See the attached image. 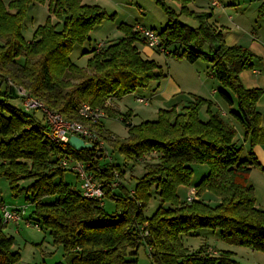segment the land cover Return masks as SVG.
Returning a JSON list of instances; mask_svg holds the SVG:
<instances>
[{"label":"trees","instance_id":"1","mask_svg":"<svg viewBox=\"0 0 264 264\" xmlns=\"http://www.w3.org/2000/svg\"><path fill=\"white\" fill-rule=\"evenodd\" d=\"M46 0H0V177L10 182L14 195L24 193L34 206V223L46 229L56 245L63 248L66 264H137L141 244L151 247V264H234L232 252L222 250L217 256L185 247L182 236L196 234L198 229L218 231L220 239L252 250L264 252V209L257 207L252 168L264 171L253 146L264 144V126L257 102L264 94L261 87H245L240 73L252 65L254 54L245 46L228 45L221 29L210 23L212 11L190 10L195 0H175L180 11L154 0L164 10L166 22L157 33L173 55L194 63L202 58L219 83V96L231 109V116L244 129L249 149L242 158V145L235 142V127L204 98L170 110L160 109L157 119L132 124L130 114H122L127 136L118 139L97 124L100 135L136 163L155 154L144 163V173L135 179L133 193L124 184L111 186L115 172L123 176L120 165L101 162L95 148L75 150L68 144L58 145L46 135L47 124L35 111L19 110L10 104L12 86H22L50 109L67 119L88 121L79 115L82 104L105 110L116 116V110L105 105L137 89H144L164 75L153 60L144 58L139 44H145L135 25L119 24L122 37L84 51L89 52L87 66L78 67L70 59L75 44L89 39V31L106 13L97 5L82 0H48L49 12L57 22L39 25L30 41L22 35L26 10L33 2ZM180 15L194 20L197 26L180 21ZM264 20V1L257 8ZM152 29V28H151ZM154 30V29H153ZM158 52V51H157ZM0 85V86H1ZM230 92V93H229ZM209 116L199 117L202 106ZM69 156L88 164V170L102 182L105 198L115 205L107 213L104 206L82 196L80 189L62 182L61 158ZM192 163L208 167L195 183V199L181 201L178 187L191 184ZM59 176L60 180L55 181ZM29 181L21 185L22 181ZM209 192L219 201L207 202ZM160 204L150 217L144 215L152 196ZM46 197H54L44 201ZM143 224L145 226H143ZM0 215V264H17L18 254L11 251L12 237L3 232ZM144 227L148 235L141 237ZM55 264H64L57 262Z\"/></svg>","mask_w":264,"mask_h":264},{"label":"rangeland","instance_id":"2","mask_svg":"<svg viewBox=\"0 0 264 264\" xmlns=\"http://www.w3.org/2000/svg\"><path fill=\"white\" fill-rule=\"evenodd\" d=\"M7 1L8 0H5V2ZM262 1L264 0H219V4L212 6L209 0V4L213 11V18L211 17V21H214L213 24L215 26L227 32L229 41V34H232L233 36L240 37L241 40L239 41V45L247 48H249L247 44L251 41L257 40V44H259V46L253 50L249 48L254 54L252 65L246 67L242 71L247 79L244 78V80L248 81L247 83L264 80V47L262 45L264 44V20L257 16V8ZM82 2L97 5L107 15L105 19L96 24L89 31V39L82 44H75L71 51V61L82 68L87 66L88 59L91 56L89 52L84 53V51H89V49L95 46L100 48L105 43L122 37L123 34L118 28L119 24L126 23L129 25H136L139 21L137 24L141 23L148 28L154 29L158 33L167 19L164 10L154 0H82ZM166 4L176 12L180 11V5H178L177 1L166 0ZM189 5L190 10L201 11L200 8L207 7L208 2L206 0H196L195 3L191 2ZM48 20L52 23L57 22V18L49 12L48 0L31 3L26 10L23 21L22 35L24 39L30 41L38 26L43 25ZM180 21L192 26H197L194 20L187 18L185 15H180ZM160 54L161 55H155L153 59L163 67V71H166L168 69L165 64V58L167 56L163 53ZM172 58L174 60L171 59L169 61L170 68L174 72V75L180 76L179 82L181 88L179 92L171 97L169 99L170 101L163 107L159 106L160 104L156 100H153L150 106H146L144 105L145 103L137 101L135 98L136 95L147 96L142 89H137L134 93L127 94L121 99H116L115 101L118 105L116 116H107L105 114L100 119L106 131L110 132L118 139H123L127 136L128 131L125 124L121 121L122 114L129 113L130 116L132 115L131 123L139 124L145 120L157 119L160 109L170 110L174 108L180 110L181 106L187 105L193 101L194 98L198 97L211 102L212 107H210V110L214 113L218 112L220 114L222 111L226 112L228 118L226 117L225 119L234 120L230 111L231 109H236L235 96L229 92L234 100V104L231 106L223 101L218 92L214 94V89H216L217 86L219 88L221 87L219 81L210 75L209 63L202 58L198 59L195 63H189L182 58H180L183 60L182 62H176L175 58ZM253 69L259 70L260 74H253ZM199 74H203L204 78H206L208 74V82H206V84L203 83V79L198 77ZM198 79L200 81H198ZM261 88L264 90L263 87ZM4 89L5 84H2L0 86V92L2 93ZM110 101L111 100H108L105 105L110 107L108 105ZM9 102L17 109L24 110L22 101L19 97L10 98ZM103 112L105 113V110H103ZM34 114L38 119H42L40 111H35ZM208 116L207 106L204 105L200 108L199 117L202 120H206ZM234 123L236 124L235 142L241 145L244 141V129L240 123L235 120ZM100 134L99 131V139L104 142L105 151L110 158H112V162L120 165L121 169L124 171L123 176H120L118 172V184H124L126 189L130 191L135 185V179L144 173V163L152 161L155 154L146 155L144 160L138 163L132 160H126L124 155L115 150L108 140ZM244 156L245 152L242 150L241 157L243 158ZM101 162H106V160L103 158ZM191 167L193 169L191 184L178 187V196L181 201H185L190 192H193V196L196 195L195 191H193L195 190L194 185L208 171V167L205 164L192 163ZM59 180L60 178L57 176L55 181L58 182ZM62 182L79 188V181L75 174L69 171L63 173ZM28 183L29 181L25 180L20 184L26 185ZM203 197L211 205H215L219 201L215 195L209 192L204 193ZM53 198L54 197H46L44 201H49ZM0 201H3L4 204L9 207H25V216L23 219L16 223L9 222L3 228V232L12 237L13 242L11 251L18 254L17 264L67 263V258L62 246L54 244L50 233L43 227L37 228L33 224H28L26 222L27 218L34 220L32 216L34 206L25 199L24 193L14 195L10 188V182L4 177H0ZM159 204L160 200L158 196L154 194L145 209L144 215L150 217ZM115 210L114 203L110 199L105 198L104 211L112 213ZM32 220L31 222L34 223ZM143 226L145 225L143 224ZM182 241L184 246L190 250H196L203 246L202 248H204L205 253L208 254L210 251L209 253L215 256L218 255L217 251L219 250L230 251L232 252L231 258L235 262L234 264H264V252L224 241L220 239L218 231H213L212 229H198L195 235L188 234L182 236ZM135 258L137 259V264H151L148 248L143 244L139 246Z\"/></svg>","mask_w":264,"mask_h":264},{"label":"built area","instance_id":"3","mask_svg":"<svg viewBox=\"0 0 264 264\" xmlns=\"http://www.w3.org/2000/svg\"><path fill=\"white\" fill-rule=\"evenodd\" d=\"M212 6L219 4V0H210ZM134 30L140 33L145 41V45L149 48L156 50L160 53H168V49L162 43L157 32L142 24H136ZM16 95L21 99L25 111H40L44 122L47 124V137L58 145L67 144L70 136H77L81 138L84 143L90 144V148H95L101 159L112 162V158L108 155L104 148V142L99 139V132L97 131V124L100 119L105 115L103 109L98 107H90L87 104H82L79 108V115L86 119L88 122L84 123L78 120L67 119L61 113L50 109L43 101L33 97L28 90L22 86H15L10 81ZM137 101L147 104V100L143 97H137ZM104 149V150H103ZM58 167L75 174L79 181V189L83 197L91 199L96 202L100 207L104 206L105 190L102 182L97 180L93 174L88 170V164L84 161L76 160L72 157L65 156L58 162ZM115 180L111 186L118 185V172L114 174ZM133 193V190L130 191ZM196 197L193 192H190L186 197L187 202H191ZM0 215L2 224L6 226L9 222H18L25 216V207H9L0 201ZM28 224H33L39 228L37 223H32L28 218ZM147 230L142 228L140 236L146 237ZM151 251V247H147Z\"/></svg>","mask_w":264,"mask_h":264},{"label":"crops","instance_id":"4","mask_svg":"<svg viewBox=\"0 0 264 264\" xmlns=\"http://www.w3.org/2000/svg\"><path fill=\"white\" fill-rule=\"evenodd\" d=\"M195 1H194V3H195ZM206 1L208 2V6L207 7H201L200 10H204V11H210L211 10L212 11V7L209 4V0H206ZM189 7H190V5H189ZM212 18H213V16H212ZM211 19L209 21L212 25H214L213 24L214 21H211ZM139 24H141V23H139ZM130 25H134V24H130ZM215 27H216V29H220L217 26H215ZM222 32L224 33V38H225V41L228 45L239 44V41L241 40L240 37L233 36L232 34H229L230 35V41H229L227 32H224V30H222ZM262 45L264 47V44H262ZM247 46L253 50V49L257 48L259 46V44H257V40H256V41L249 42L247 44ZM138 49H139L141 55L147 59H153L155 55H161L159 52L157 53L155 50L149 48L145 44H139ZM165 56H167L165 58V62H166L165 64L168 67V69L166 71H163V67H161L160 64L157 63V61H156L158 66H160V72L164 75V77H162L160 80L152 81L147 88L142 89L144 91V93L147 94V96H144V95H136L135 96V98L142 96L144 99H146L147 103H148V104H144L146 106H150L152 104L153 100H156L160 104L159 106H161V107L166 106V104L170 101L169 99L171 97H173L177 92H179V90L181 88V85L179 82L180 76L174 75V72L170 68V62L169 61L171 59L174 60L172 57L175 58L176 62H178V61L182 62L183 60L180 58H177L176 56H173V55H165ZM176 59H179V60H176ZM153 60H155V59H153ZM209 69H211L210 64H209ZM252 73L253 74H260V71L253 69ZM210 75L213 77L212 73ZM198 77L200 79L204 80V82H203L204 84H206V82H208V74H207L206 78L203 77V74H199ZM244 78L246 79L244 74L241 72L240 73V79L246 87L251 88V87L255 86V87H263L264 88V83H263L264 80L253 81L252 83H247L248 81H245ZM198 81H200V80L198 79ZM219 89L220 88L217 86V88L214 89V94L216 92H218ZM15 97H18V96L15 94H11V96H10V98H15ZM115 100L116 99L111 100L108 105L113 110H116V109L118 110V105H117ZM183 106H185V105H183ZM257 108H258L259 112L261 113V123L264 126V94L258 100ZM220 114L222 117H224V119L226 117L228 118V115L226 112L222 111ZM131 116H130V121L132 120ZM226 120H228L234 127H236L235 126L236 124L234 123L235 119L234 120L226 119ZM241 145H242L243 150H244L245 155H246V153L249 149V143L247 141H243V143ZM252 150H253V153L255 154L257 160L259 161L260 165L264 168V144L254 145ZM249 178H250V181L254 187L256 205H257V207L264 209V171L259 169V168H252L250 171ZM193 191H195V190H193ZM1 202H3V201H1Z\"/></svg>","mask_w":264,"mask_h":264},{"label":"water","instance_id":"5","mask_svg":"<svg viewBox=\"0 0 264 264\" xmlns=\"http://www.w3.org/2000/svg\"><path fill=\"white\" fill-rule=\"evenodd\" d=\"M9 91L14 92L13 88H10ZM67 144L75 150H82V149H86V148L91 147L90 144L84 143V141L81 138H79L75 135L69 137Z\"/></svg>","mask_w":264,"mask_h":264}]
</instances>
